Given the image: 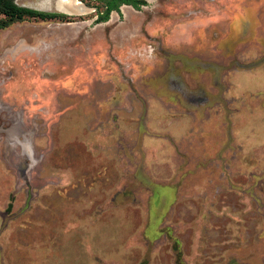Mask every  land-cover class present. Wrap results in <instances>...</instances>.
<instances>
[{
  "label": "rangeland",
  "instance_id": "374dc122",
  "mask_svg": "<svg viewBox=\"0 0 264 264\" xmlns=\"http://www.w3.org/2000/svg\"><path fill=\"white\" fill-rule=\"evenodd\" d=\"M148 1L0 30V264H264V0Z\"/></svg>",
  "mask_w": 264,
  "mask_h": 264
},
{
  "label": "flooded vegetation",
  "instance_id": "af4514ba",
  "mask_svg": "<svg viewBox=\"0 0 264 264\" xmlns=\"http://www.w3.org/2000/svg\"><path fill=\"white\" fill-rule=\"evenodd\" d=\"M93 1H95L98 4V6H100V5L102 6L101 2H99L97 0H93ZM140 1H143L145 3L139 4V8L135 7L132 4H121L119 6V9L118 10H112L109 14V19L107 21H103V22H97V21L105 13L106 8L104 7V11L98 10L95 25H100V24H105V23H107V24L108 23H113V24L121 23V19L127 20L128 15H131V14L137 13V12H141L145 7H148L150 5L148 0H140ZM126 7L131 8V11H129L128 14L125 13ZM10 79H12V76L5 77V76L0 75V90L4 91V93L6 91H8V89H9L7 87H8V84L10 83L9 82ZM4 98H5V96H4ZM12 100H14V101H12ZM12 100H11V103L8 105L6 102L2 103V105L3 106L6 105V107L0 106V121H1V116H4V121L0 123V134L4 133V135H7L8 138H10L11 142L16 141L20 144V146L22 144L23 149H24L26 146V145H24L25 141L22 143L20 138H23L25 136L24 135L25 130L22 129L23 124H25V123H23L21 121V119L19 120V119L15 118L14 119L15 121H14L10 117H9L10 119L8 118V122H7V117L10 116L11 112H13V111L17 112L16 108L18 107V105H16V103H21V104L23 103L24 104L25 102L21 101L17 98H13ZM9 101H10V99H9ZM8 106H10V107H8ZM10 110H12V111L9 113ZM24 159L27 160V157H25ZM26 163H27V161H26ZM16 168H17V172L22 174V175H25V172H27L29 170V166H27V167H25V166L18 167L17 166Z\"/></svg>",
  "mask_w": 264,
  "mask_h": 264
},
{
  "label": "trees",
  "instance_id": "16d2710c",
  "mask_svg": "<svg viewBox=\"0 0 264 264\" xmlns=\"http://www.w3.org/2000/svg\"><path fill=\"white\" fill-rule=\"evenodd\" d=\"M102 3L105 13L97 22L107 21L112 10H118L121 4H132L139 8V4L145 2L140 0H97ZM57 18H67V16L56 13L41 12L38 10L22 7L17 4V0H0V30L9 28L17 22L29 19L52 20Z\"/></svg>",
  "mask_w": 264,
  "mask_h": 264
},
{
  "label": "bare ground",
  "instance_id": "6f19581e",
  "mask_svg": "<svg viewBox=\"0 0 264 264\" xmlns=\"http://www.w3.org/2000/svg\"><path fill=\"white\" fill-rule=\"evenodd\" d=\"M58 10L64 13H72L74 11L71 4L66 1H59Z\"/></svg>",
  "mask_w": 264,
  "mask_h": 264
}]
</instances>
